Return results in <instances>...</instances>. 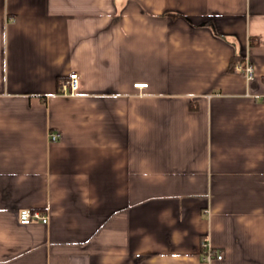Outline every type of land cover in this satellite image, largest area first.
Instances as JSON below:
<instances>
[{
    "label": "crops",
    "instance_id": "crops-1",
    "mask_svg": "<svg viewBox=\"0 0 264 264\" xmlns=\"http://www.w3.org/2000/svg\"><path fill=\"white\" fill-rule=\"evenodd\" d=\"M203 242L264 264V0H0V264H207Z\"/></svg>",
    "mask_w": 264,
    "mask_h": 264
},
{
    "label": "built area",
    "instance_id": "built-area-1",
    "mask_svg": "<svg viewBox=\"0 0 264 264\" xmlns=\"http://www.w3.org/2000/svg\"><path fill=\"white\" fill-rule=\"evenodd\" d=\"M235 72L242 75L244 79L248 83H252L255 79V70L252 64L250 63L249 59L239 62L235 66ZM148 85H136V88L143 89L147 88ZM79 88V79L77 75L71 76L66 82L62 85L61 94L63 96H73L77 93ZM61 135L58 133H50L49 134V141L51 143H56L60 140ZM50 219L48 215L42 214L39 211H30V210H22L19 213V222L22 225H30L33 223H41L47 225ZM202 258L203 261L207 264L213 263L215 260L221 261L223 256L218 254L216 250H214L208 242L202 243Z\"/></svg>",
    "mask_w": 264,
    "mask_h": 264
},
{
    "label": "trees",
    "instance_id": "trees-1",
    "mask_svg": "<svg viewBox=\"0 0 264 264\" xmlns=\"http://www.w3.org/2000/svg\"><path fill=\"white\" fill-rule=\"evenodd\" d=\"M238 63H239V59H238V58L234 59V61H233L232 64H231V69H230V70H232V72H235V66H236Z\"/></svg>",
    "mask_w": 264,
    "mask_h": 264
}]
</instances>
